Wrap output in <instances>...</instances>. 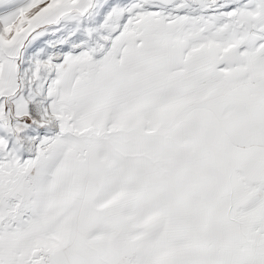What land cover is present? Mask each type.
Instances as JSON below:
<instances>
[{
	"label": "snow or ice",
	"instance_id": "1",
	"mask_svg": "<svg viewBox=\"0 0 264 264\" xmlns=\"http://www.w3.org/2000/svg\"><path fill=\"white\" fill-rule=\"evenodd\" d=\"M100 7L0 15V264H264V0H131L24 67Z\"/></svg>",
	"mask_w": 264,
	"mask_h": 264
},
{
	"label": "rangeland",
	"instance_id": "2",
	"mask_svg": "<svg viewBox=\"0 0 264 264\" xmlns=\"http://www.w3.org/2000/svg\"><path fill=\"white\" fill-rule=\"evenodd\" d=\"M131 0H100L101 7L98 9L99 15H97L94 19L90 21H86L80 25V31L76 32L75 35L69 36L70 33L74 31L76 25L73 23L66 24L63 26L62 30L57 32L56 35H45L40 38L39 40V47L33 51H25V63L24 67L28 66L29 60L32 59H40L44 60L49 55H59L63 51H67L73 44L80 43L81 40L85 39L83 35V31L86 27H96L98 26L103 19L104 12L110 8L111 6H120L123 7L130 3ZM22 3V0H5L4 3L0 4V13L1 11L3 14L11 11L12 9L19 7ZM95 35L93 36V40H95ZM59 40H65L64 44L57 43ZM51 45V46H49ZM31 45H29V48ZM39 53V55H37Z\"/></svg>",
	"mask_w": 264,
	"mask_h": 264
},
{
	"label": "crops",
	"instance_id": "3",
	"mask_svg": "<svg viewBox=\"0 0 264 264\" xmlns=\"http://www.w3.org/2000/svg\"><path fill=\"white\" fill-rule=\"evenodd\" d=\"M103 2H105V0H103ZM0 15H3V12L1 11Z\"/></svg>",
	"mask_w": 264,
	"mask_h": 264
}]
</instances>
